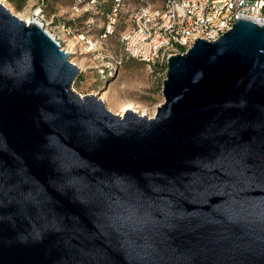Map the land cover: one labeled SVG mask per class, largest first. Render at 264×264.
Returning a JSON list of instances; mask_svg holds the SVG:
<instances>
[{"label":"water","instance_id":"1","mask_svg":"<svg viewBox=\"0 0 264 264\" xmlns=\"http://www.w3.org/2000/svg\"><path fill=\"white\" fill-rule=\"evenodd\" d=\"M0 4V264H264V24L167 59L152 118Z\"/></svg>","mask_w":264,"mask_h":264},{"label":"rangeland","instance_id":"2","mask_svg":"<svg viewBox=\"0 0 264 264\" xmlns=\"http://www.w3.org/2000/svg\"><path fill=\"white\" fill-rule=\"evenodd\" d=\"M161 2L122 0L114 33L99 40L98 34L113 0H0V4L25 23L38 18L45 32L65 42L63 47L69 46V39L64 36L61 26L82 31L94 40L97 53L79 47L71 55L69 61L81 70L72 90L81 97L96 96L112 114L123 115L130 110L147 118H152L164 101L161 89L166 64L149 69L145 64L125 59L120 52L119 36L135 11L148 5L158 8ZM120 60L121 64H118ZM130 105L131 108L123 112Z\"/></svg>","mask_w":264,"mask_h":264},{"label":"built area","instance_id":"3","mask_svg":"<svg viewBox=\"0 0 264 264\" xmlns=\"http://www.w3.org/2000/svg\"><path fill=\"white\" fill-rule=\"evenodd\" d=\"M121 8L122 0H113L99 40L114 33ZM238 18L264 24V0H162L158 8L143 6L130 16L119 36L120 52L125 59L152 69L166 64L170 56L184 53L196 39L218 40ZM34 23L42 27L38 18ZM61 30L69 46L63 47V40L49 35L60 50L72 55L84 47L87 52L97 53L95 41L82 31L69 26H61Z\"/></svg>","mask_w":264,"mask_h":264},{"label":"bare ground","instance_id":"4","mask_svg":"<svg viewBox=\"0 0 264 264\" xmlns=\"http://www.w3.org/2000/svg\"><path fill=\"white\" fill-rule=\"evenodd\" d=\"M104 99V98H103ZM131 108V105L130 107L129 106H126L124 109H123V112H125L127 109ZM119 116H122V115H119Z\"/></svg>","mask_w":264,"mask_h":264}]
</instances>
